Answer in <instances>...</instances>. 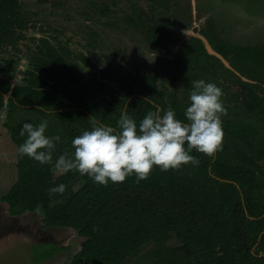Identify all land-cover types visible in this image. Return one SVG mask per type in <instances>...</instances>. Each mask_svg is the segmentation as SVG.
Segmentation results:
<instances>
[{
	"label": "trees",
	"instance_id": "trees-1",
	"mask_svg": "<svg viewBox=\"0 0 264 264\" xmlns=\"http://www.w3.org/2000/svg\"><path fill=\"white\" fill-rule=\"evenodd\" d=\"M20 7V0H0V46L13 41L17 30L25 27ZM128 18L156 51L174 38L172 26L158 19ZM202 34L241 75L253 78L264 68L263 48L219 37L211 21ZM31 61L22 84L0 75V116L6 109L4 126L18 148L26 139L19 135L25 122L38 126L46 119V134L61 137L54 160L74 152L71 141L91 129L92 115L115 127L125 110L139 124L149 111L171 107L178 119L187 122L188 105L177 93L165 95L153 76L145 82L125 78L108 92L101 78L75 72L47 38L41 39ZM176 61L193 81L226 85L221 76L229 68L208 51L201 37L192 36ZM231 74L226 80L250 87L251 82ZM259 105L264 111V103ZM227 112L222 150L214 158L193 151L199 166L168 171L157 167L139 183L132 176L105 187L79 172L60 173L18 155L17 178L2 200L14 216L42 206L47 227H72L83 236L71 264H123L131 257L133 264H264V181L259 173L264 125L258 128ZM77 180L83 182L75 189ZM61 184L66 186L62 194L49 192ZM174 238L181 244H170ZM147 243H153L152 248L140 255Z\"/></svg>",
	"mask_w": 264,
	"mask_h": 264
},
{
	"label": "rangeland",
	"instance_id": "rangeland-1",
	"mask_svg": "<svg viewBox=\"0 0 264 264\" xmlns=\"http://www.w3.org/2000/svg\"><path fill=\"white\" fill-rule=\"evenodd\" d=\"M25 27L16 38L0 46V75L22 84L41 39L47 38L66 55L75 72L101 78L108 92L125 78L145 82L153 76L165 94L177 93L186 105L192 76L176 61L178 52L192 36L214 25L218 36L234 44L264 49V0H20ZM155 18L172 26L174 38L154 50L142 30L128 17ZM175 24V26H173ZM221 76L225 107L232 118L264 125V68L255 77L241 75L233 66ZM222 72V71H221ZM237 73L251 82L246 87L226 80ZM0 116V264H71L84 237L72 227H47L39 206L22 215H11L2 200L17 178L18 146ZM264 181V159L259 161ZM82 180H77V189ZM170 244L180 245L177 238ZM153 243L143 246L146 253ZM55 250V251H53ZM53 251V252H52ZM52 252V253H50ZM135 257L123 264H133Z\"/></svg>",
	"mask_w": 264,
	"mask_h": 264
},
{
	"label": "clouds",
	"instance_id": "clouds-1",
	"mask_svg": "<svg viewBox=\"0 0 264 264\" xmlns=\"http://www.w3.org/2000/svg\"><path fill=\"white\" fill-rule=\"evenodd\" d=\"M223 96V90L215 83L192 81L190 103L184 112L187 122L178 119L171 107L149 111L139 124L125 110L115 127L100 123L92 115L91 129L71 141L74 152H64L55 160L53 153L61 137L46 134V119L38 126L25 122L19 135L26 139L19 146L18 155L51 165L60 173L79 172L105 187L109 182L123 183L132 176L139 183L157 167L161 171L196 167L200 161L192 155L193 151L214 158L222 150L223 117L228 114ZM65 190L61 184L49 192L62 194Z\"/></svg>",
	"mask_w": 264,
	"mask_h": 264
},
{
	"label": "water",
	"instance_id": "water-1",
	"mask_svg": "<svg viewBox=\"0 0 264 264\" xmlns=\"http://www.w3.org/2000/svg\"><path fill=\"white\" fill-rule=\"evenodd\" d=\"M202 38V37H201ZM203 40H204V42H205V44H206V47H207V49H208V51L210 52V53H212V54H215L216 56H218V57H220L222 60H223V62L225 63V64H230L225 58H224V56H222L220 53H218L217 51H215L214 49H213V47L210 45V43H209V41L204 37V38H202ZM231 65V64H230Z\"/></svg>",
	"mask_w": 264,
	"mask_h": 264
}]
</instances>
